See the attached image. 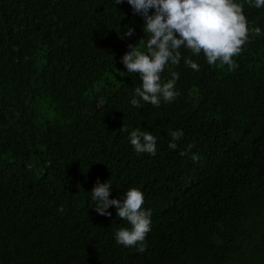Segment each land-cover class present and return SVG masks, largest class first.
Masks as SVG:
<instances>
[{"label": "trees", "instance_id": "trees-1", "mask_svg": "<svg viewBox=\"0 0 264 264\" xmlns=\"http://www.w3.org/2000/svg\"><path fill=\"white\" fill-rule=\"evenodd\" d=\"M235 2L261 29L238 67L181 48L162 73H179V95L136 108L142 82L121 57L148 34L126 0H0V264H264V7ZM137 128L155 156L134 151ZM98 180L110 199L144 193V253L116 242L130 225L115 206L96 212Z\"/></svg>", "mask_w": 264, "mask_h": 264}, {"label": "clouds", "instance_id": "clouds-1", "mask_svg": "<svg viewBox=\"0 0 264 264\" xmlns=\"http://www.w3.org/2000/svg\"><path fill=\"white\" fill-rule=\"evenodd\" d=\"M125 0H116L121 4ZM134 14L144 20L143 32L148 34L145 43L143 37L135 44H130L129 51L121 57L127 74H139L142 84L135 88L131 105L142 107L141 101L159 107L161 100L172 102L179 93L175 91V83L179 73L171 71V79L162 81V73L169 65H179L181 48L192 55L203 53L209 65H227L235 70L238 65L234 57L240 55L250 33L261 34L259 27L250 28L243 11V6L235 0H126ZM256 8L264 7V0H249ZM150 10H154L151 11ZM124 35L131 37L134 29L128 27ZM185 64L195 71L199 65L190 57L184 59ZM119 72L118 69H116ZM121 76L125 73L120 72ZM139 97V99H137ZM121 131H127L122 126ZM171 142L169 148L175 150L177 141L184 133L181 129L169 132ZM130 144L138 154L156 155L157 138L148 131L139 128L131 131ZM194 145H189L180 155L185 156ZM191 159L198 161V154ZM111 185L108 182L94 185L91 193L96 201L95 210L101 216H111L107 211L115 206L117 217L126 220L129 227L119 228L115 240L124 247H135L144 253L148 247L145 243L151 231V210H145L144 193L138 188H130L124 193L123 199H110ZM62 210V209H61Z\"/></svg>", "mask_w": 264, "mask_h": 264}, {"label": "rangeland", "instance_id": "rangeland-1", "mask_svg": "<svg viewBox=\"0 0 264 264\" xmlns=\"http://www.w3.org/2000/svg\"><path fill=\"white\" fill-rule=\"evenodd\" d=\"M108 76H109V74L105 77L104 81L101 83V87L109 88L108 86L105 85V81L107 80ZM116 79H117V77H116ZM116 79L113 78L112 80H107L106 84L114 85V82ZM46 114L48 117H52L54 115L53 112L50 111V109H48V108H46Z\"/></svg>", "mask_w": 264, "mask_h": 264}]
</instances>
